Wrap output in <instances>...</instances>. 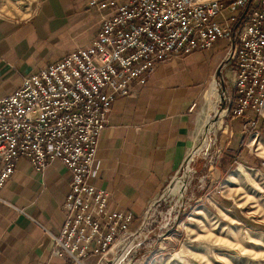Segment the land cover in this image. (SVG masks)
Listing matches in <instances>:
<instances>
[{
  "label": "built area",
  "instance_id": "2783aa9c",
  "mask_svg": "<svg viewBox=\"0 0 264 264\" xmlns=\"http://www.w3.org/2000/svg\"><path fill=\"white\" fill-rule=\"evenodd\" d=\"M87 5L100 13L90 44L23 77L18 89L0 98V190L19 160L38 174L60 162L71 181L60 232L48 233L52 255L72 264H133L142 249H153L148 214L159 200L136 217L110 210V195L92 184L112 103L143 87L158 64L224 41L218 75L225 71L220 83L231 78L233 89L230 98L222 91L224 111L242 121V132L255 129V119H264V0H88Z\"/></svg>",
  "mask_w": 264,
  "mask_h": 264
},
{
  "label": "crops",
  "instance_id": "0c3cea01",
  "mask_svg": "<svg viewBox=\"0 0 264 264\" xmlns=\"http://www.w3.org/2000/svg\"><path fill=\"white\" fill-rule=\"evenodd\" d=\"M87 1L36 0L24 19L0 16V98L18 89L23 77L90 44L100 13ZM205 50L158 64L143 87L113 101L99 140L98 175L92 181L110 195V210L141 215L179 173L218 114L207 96L218 86L216 73L224 54ZM70 181L60 162L51 163L43 174L24 160L17 162L0 190V264H72L52 255L49 236L60 232Z\"/></svg>",
  "mask_w": 264,
  "mask_h": 264
},
{
  "label": "rangeland",
  "instance_id": "374dc122",
  "mask_svg": "<svg viewBox=\"0 0 264 264\" xmlns=\"http://www.w3.org/2000/svg\"><path fill=\"white\" fill-rule=\"evenodd\" d=\"M35 3L0 0V16L24 19ZM217 43L205 51L222 57ZM218 71L219 112L157 198L148 214L153 249H142L133 264H264V119L241 133L240 121L222 112V91L230 98L233 89L231 78L220 83L225 71ZM203 105L201 99L198 110Z\"/></svg>",
  "mask_w": 264,
  "mask_h": 264
},
{
  "label": "bare ground",
  "instance_id": "6f19581e",
  "mask_svg": "<svg viewBox=\"0 0 264 264\" xmlns=\"http://www.w3.org/2000/svg\"><path fill=\"white\" fill-rule=\"evenodd\" d=\"M218 95V88L216 85H213L212 88L209 91V94L207 96V102L214 110L217 108V103H216V97ZM225 112V111H224ZM263 115H264V108H263Z\"/></svg>",
  "mask_w": 264,
  "mask_h": 264
},
{
  "label": "trees",
  "instance_id": "16d2710c",
  "mask_svg": "<svg viewBox=\"0 0 264 264\" xmlns=\"http://www.w3.org/2000/svg\"><path fill=\"white\" fill-rule=\"evenodd\" d=\"M255 120L258 122L260 120V118H256Z\"/></svg>",
  "mask_w": 264,
  "mask_h": 264
}]
</instances>
